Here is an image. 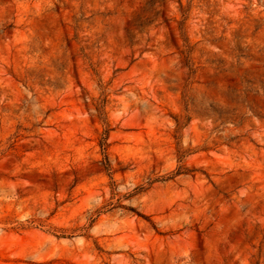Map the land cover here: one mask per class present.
I'll return each mask as SVG.
<instances>
[{
	"label": "rangeland",
	"instance_id": "1",
	"mask_svg": "<svg viewBox=\"0 0 264 264\" xmlns=\"http://www.w3.org/2000/svg\"><path fill=\"white\" fill-rule=\"evenodd\" d=\"M0 264H264V0H0Z\"/></svg>",
	"mask_w": 264,
	"mask_h": 264
},
{
	"label": "trees",
	"instance_id": "2",
	"mask_svg": "<svg viewBox=\"0 0 264 264\" xmlns=\"http://www.w3.org/2000/svg\"><path fill=\"white\" fill-rule=\"evenodd\" d=\"M178 123H179V121H178ZM108 135H109L108 130H106L104 132V136H102V138L99 141V145H100L101 151L104 153V160L102 161L104 168L107 172H110L111 171V164H110V161H109L107 153H106L107 148H108V144L106 142L108 139ZM144 188H145L144 186H137V187H135L134 191L129 193L127 196L132 197L133 195L139 193L140 191H143ZM126 208L129 211L142 216V213L137 211L134 207H126ZM101 211H102L101 209H97L93 214L99 215L101 213ZM94 217H95L94 215H91V217H90L91 221H94Z\"/></svg>",
	"mask_w": 264,
	"mask_h": 264
}]
</instances>
